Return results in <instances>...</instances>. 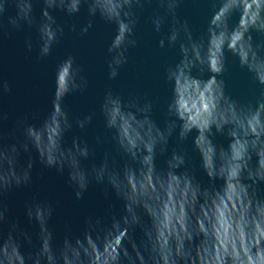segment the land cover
Listing matches in <instances>:
<instances>
[{
  "label": "water",
  "instance_id": "obj_1",
  "mask_svg": "<svg viewBox=\"0 0 264 264\" xmlns=\"http://www.w3.org/2000/svg\"><path fill=\"white\" fill-rule=\"evenodd\" d=\"M0 264H264V0H0Z\"/></svg>",
  "mask_w": 264,
  "mask_h": 264
}]
</instances>
